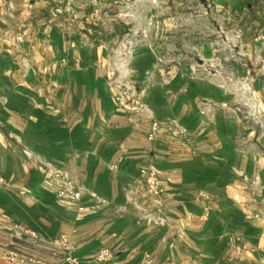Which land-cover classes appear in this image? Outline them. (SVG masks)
I'll return each mask as SVG.
<instances>
[{
  "label": "crops",
  "instance_id": "crops-1",
  "mask_svg": "<svg viewBox=\"0 0 264 264\" xmlns=\"http://www.w3.org/2000/svg\"><path fill=\"white\" fill-rule=\"evenodd\" d=\"M190 1L0 0V264H264V0Z\"/></svg>",
  "mask_w": 264,
  "mask_h": 264
},
{
  "label": "built area",
  "instance_id": "built-area-1",
  "mask_svg": "<svg viewBox=\"0 0 264 264\" xmlns=\"http://www.w3.org/2000/svg\"><path fill=\"white\" fill-rule=\"evenodd\" d=\"M244 88L247 89L249 88L248 84H244ZM252 93V98H248V105L250 102V99L252 101H254L253 105L250 107H253V115H257L256 118L258 119V116L260 115V111L258 108V105L255 103V99L254 98V93L250 92L249 94ZM117 101L119 102H129L132 105L136 106V107H140V99L138 97L137 91L135 90L134 87L131 86H125L124 89L122 90V92L117 96ZM153 130L152 132L149 134L150 138H153L154 135L156 134V130H157V123H153ZM142 177L144 178V181L146 182L147 186L149 187V190L154 192V193H160L162 190L158 187L157 185V173L154 170H149V169H141L140 171ZM0 181H3V179L0 178ZM58 195L60 197L72 200V201H80L81 200V192L78 190H73L70 187H65L63 189H61L58 192ZM94 195V194H92ZM80 209H82V207H80ZM8 230L10 231V235L16 239H22L23 236H28L29 238H31L32 241H36L38 239L37 234L30 230V229H16V228H12L9 227ZM15 250L17 251V247L14 246ZM12 252V254L8 255V259L11 262H17V263H21V264H55V263H50L48 261H45L43 259L40 258H35V257H29V256H24V255H20V252ZM97 260L99 261H108L110 258V254L108 251L103 250L101 251L98 255H97ZM59 264H82L80 260H78L77 258L74 257H67L65 259V261L63 263H59Z\"/></svg>",
  "mask_w": 264,
  "mask_h": 264
},
{
  "label": "rangeland",
  "instance_id": "rangeland-1",
  "mask_svg": "<svg viewBox=\"0 0 264 264\" xmlns=\"http://www.w3.org/2000/svg\"><path fill=\"white\" fill-rule=\"evenodd\" d=\"M183 2H185V1H183ZM186 3H191V1L190 0H186ZM240 95H241V93H239ZM252 98L253 96H252V93L251 94H249V98ZM240 98V96L238 95V92L235 94V99L236 100H238V102L237 103H235V105L233 106V110H234V112L235 113H238V114H241V113H243L244 114V116H248V118L249 119H257L256 118V116L255 115H253V107H250V106H252L253 105V103H254V101H252L251 99H250V102H249V105H248V101L247 100H245V102L244 101H242V99H239ZM253 99H255V103L258 105V103H257V100H258V93H255L254 94V98ZM259 108V107H258ZM243 111V112H242ZM259 111H260V108H259ZM260 116H261V112H260V115L258 116V119L260 118Z\"/></svg>",
  "mask_w": 264,
  "mask_h": 264
},
{
  "label": "water",
  "instance_id": "water-1",
  "mask_svg": "<svg viewBox=\"0 0 264 264\" xmlns=\"http://www.w3.org/2000/svg\"><path fill=\"white\" fill-rule=\"evenodd\" d=\"M16 240H18V241H19V240H21V239H16Z\"/></svg>",
  "mask_w": 264,
  "mask_h": 264
}]
</instances>
